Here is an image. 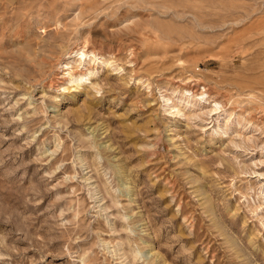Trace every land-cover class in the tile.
<instances>
[{
    "label": "rangeland",
    "instance_id": "rangeland-1",
    "mask_svg": "<svg viewBox=\"0 0 264 264\" xmlns=\"http://www.w3.org/2000/svg\"><path fill=\"white\" fill-rule=\"evenodd\" d=\"M0 264H264V0H0Z\"/></svg>",
    "mask_w": 264,
    "mask_h": 264
},
{
    "label": "bare ground",
    "instance_id": "bare-ground-1",
    "mask_svg": "<svg viewBox=\"0 0 264 264\" xmlns=\"http://www.w3.org/2000/svg\"><path fill=\"white\" fill-rule=\"evenodd\" d=\"M81 54V53H80ZM83 54V53H82ZM83 56V55H82ZM70 62L71 61H68L67 62V65H70ZM64 64V63H63ZM68 68H70V67H68ZM66 69V68H65ZM67 70V69H66ZM92 74H93V72L92 71H90V72H88V73H83V75H79L78 76V78L76 77V78H73L72 79V81H77V83H78V81H80V80H84V79H86V78H89L90 76H92ZM93 77V76H92ZM91 79V78H90ZM88 81V80H87ZM86 82V81H85ZM79 83H81V82H79ZM78 86V85H77Z\"/></svg>",
    "mask_w": 264,
    "mask_h": 264
}]
</instances>
